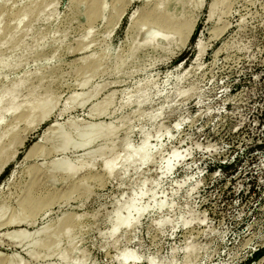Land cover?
Returning <instances> with one entry per match:
<instances>
[{
  "label": "rangeland",
  "instance_id": "374dc122",
  "mask_svg": "<svg viewBox=\"0 0 264 264\" xmlns=\"http://www.w3.org/2000/svg\"><path fill=\"white\" fill-rule=\"evenodd\" d=\"M197 1L157 10L156 0H123L117 16L116 0H93L89 10L85 0H0V60L6 64L0 90L19 84L15 93L23 109L45 95L53 104L40 123L18 121L19 110L0 126V135L14 126L0 140L2 159L14 154L0 169L2 262L119 264L117 254L127 250L140 258L136 264L149 258L156 264H264V0H225L211 19L212 0H199L198 7ZM147 15L190 21L188 39L165 50L142 46L138 28ZM141 93L150 97L137 107ZM126 97L131 102L125 105ZM93 105L104 108L103 115L89 114ZM110 123L130 128L132 146L147 134L150 162L115 176L102 172L101 161L121 149L123 128L113 137L115 148L102 157H95L97 146L112 142L101 137L91 149L73 148L93 126ZM50 125L47 140L38 145ZM157 129L160 142L154 140ZM66 134L70 145L62 149L59 139ZM173 149L178 158L165 173L164 159ZM83 158L84 168L72 178L53 171ZM141 189L147 194L139 205L151 207L133 226L110 236L116 206ZM29 197L44 205L31 225L7 224L25 215L21 201ZM161 201L165 206L159 209L155 204ZM22 229L27 234L17 237ZM40 242L54 244L30 259Z\"/></svg>",
  "mask_w": 264,
  "mask_h": 264
},
{
  "label": "bare ground",
  "instance_id": "6f19581e",
  "mask_svg": "<svg viewBox=\"0 0 264 264\" xmlns=\"http://www.w3.org/2000/svg\"><path fill=\"white\" fill-rule=\"evenodd\" d=\"M75 1L76 0H71V3L75 2ZM124 1H126V0H124ZM179 1H181V0H156L155 7L157 10H163L164 5L171 4V2L178 3ZM85 2H86L85 7H87V9L89 10L90 4L92 5L91 2H93V0H85ZM122 2H123V0H116L115 4L112 5V11L117 16L120 15V13H119L121 11L120 10V8H121L120 3L122 4ZM200 2H201V0H200ZM224 4H225V0H212L208 5V17L210 19L213 18L215 13ZM195 5L197 7L200 5L199 0L197 1V3H195ZM105 8H106L105 3L100 2L98 5V9H99L100 14H103ZM2 11H4V10H2ZM44 11L45 10H43L42 12H44ZM86 12H87L86 13L87 17L90 19L92 17V15L90 16L89 11H86ZM2 13L3 12L0 13V16L2 15ZM10 13H11V11H10ZM28 14H29V11H24L21 16L26 17ZM22 17H20L17 20V22L19 20H21ZM189 22L186 24H177L175 21H172L168 17H162V16L161 17H158V16L157 17H151L149 15L144 16L143 18H141V20L139 22V28H138V33L141 36V45L145 46V47H149L153 51L161 50V49L165 50L166 47L180 45L185 40L188 39L187 37L190 35V32L192 30V25ZM153 25H154V27L150 28V26H153ZM174 35L178 36L177 39H174ZM158 43H161L163 45V48L159 47ZM199 53H201V48H199ZM121 63H122V61L118 60L115 64V67H118L119 65H121ZM5 65H6L5 60H0V68H4ZM91 74H92V72H91ZM153 83L154 82H152V84ZM18 85L19 84H15L13 87H11L9 89L5 88V89L0 90V126H1L5 117L12 115L15 111L17 112L19 110H21V111H20L19 116L17 117V120L22 122V123L27 124V126L31 125L34 122L40 123V122L46 120L48 115L50 114L51 110L53 109V104L51 102L52 101L51 95H45L40 100L33 101L29 106L27 105V107L25 109H23L22 106L17 103V99H16L15 91L17 90V87H19ZM85 85H86V81H83L79 84V86H82V87ZM141 85L142 84H140V85L138 84V86L135 90L136 92L140 93V91L143 88ZM31 92L32 91L29 92L28 96L31 95ZM9 94H10V98L8 100H3V98H5V96H7ZM178 94H181V93H178ZM127 97L122 99V104L126 105V104H129L131 102V99H129ZM147 97H150V96L149 95L147 96L145 93H141L140 95L137 96V99L134 101L135 105L137 107H140L142 104L147 102ZM110 99H111V95H108L105 98V101L102 105L108 104ZM5 102H7V103L4 105ZM70 103H71L70 101L65 103L64 104L65 108ZM82 104H84V102L80 103L81 106H83ZM94 112H97L96 116L99 117V116L103 115L104 108H101L98 110V109H96V106L93 105L90 108L89 114L92 115ZM155 113H156V111H155ZM36 115H37V117H36ZM156 116L157 115L152 114V116H150V119H155ZM178 126L179 125L177 123L175 125V128H177ZM53 127H54V125H50L47 128V130L43 132V134L40 136L38 145L42 144L45 140H47V135L51 132ZM98 127L99 126H93V128L90 131V135L87 136L86 138H84L78 144L73 145V148L76 150L91 149V147L94 145V143L96 142V140L99 137H101L106 142H108V141L112 142L113 137H115L118 130L123 128L124 129V135H123L121 142L119 143V146L121 148L120 151L111 157L103 159L100 163V167L102 169V172H104L106 175L115 176L122 169L126 170V168L133 166V165H136V164H138L140 167L141 165L147 164L148 162H150V160H151L150 154H151V150H152V145L150 144L149 136L147 134H143L141 136V143L139 145L132 146V144L128 140V134H129L128 131L130 128L125 129V127H121V128L112 127L111 123L108 126H106L104 129H99ZM4 128L5 129H4L3 134L0 135V140L2 139L3 136L7 135L8 133L10 134V132L13 130L14 126L9 125V126H5ZM139 134L141 135V133H139ZM166 135H168V134L166 133ZM13 136L16 137V134ZM12 138H13L12 140H14V137H12ZM161 138H162V136L160 135V130L157 129L155 136H154V140H156V142H160ZM115 140L117 141V139H115ZM59 141H60V147L62 149H64L68 145H70V143H69L70 142V136L67 134L64 136L62 135V137L59 139ZM115 143L116 142H114V143L112 142L108 146H106L105 144L97 146L96 150L94 151L95 157L96 156L102 157L104 155L103 153L106 150H113L116 146ZM38 145L36 147H38ZM4 150H5V147H2L0 149V163L2 162L0 169L7 162L11 161L13 158V155H14V154H12L10 157L3 160L2 158L4 155ZM85 155H87V154H85ZM30 156H32V155H30ZM177 158H178L177 150L176 149L171 150V152H169L168 156L164 159L163 169H164L165 173H168L172 170L171 161L176 160ZM85 159L86 158H83L78 164L70 166V167H66V166L64 167V166L60 165L58 167H64V169L61 168V171H60V169H58L56 167L53 169V171L55 173H60L65 178H72L84 168L85 163H83V160H85ZM133 167H135V166H133ZM53 177H54V175H52V178ZM146 194L147 193L143 189H141L140 192L132 195L126 202L116 206V208L113 211L112 216H111V221H110L111 226H109L110 228H109V232H108V234L110 236L116 235L121 229H127V228H130L131 226H133L135 223H137L138 219L151 207V205L150 206H147V205L146 206H140L139 205V201ZM149 197H150V200H153L155 198V195L152 193V194H150ZM21 202H20L22 204L21 207L25 211V215H23L20 218L18 216L14 217L11 220H8V222H6L7 224L14 225V224H20L21 222H23L24 224H26V226H30L32 221H33V218L35 217V214L39 213L40 211H42V209H44L43 208L44 205H40V202L34 198H30V197L25 198ZM155 205L159 209H161L162 207L165 206V203L163 201H161V202L156 203ZM46 211H44V212H46ZM67 228H69V226L64 228V232H66L65 230H68ZM15 232L16 233H14V234L17 237H23V236L25 237V235L27 234L26 230H23V229H22V231L19 230V232L18 231H15ZM19 243H22V242L19 241ZM51 243L54 244V242H48V244H47V242H40L37 245H35L34 250L29 252V258L30 259L33 258L32 260H37L39 258L38 254H40L41 251H44L46 249V247L49 248ZM191 254L192 253L190 250H188L186 252V255H185L186 260H188L190 258ZM63 255H62V257H60L61 263L65 262V258L63 257ZM44 257H46V255ZM116 258L120 261L119 264H136L137 261L140 260V258L137 255H135L134 253L127 251V250H122L120 253L117 254ZM13 259L14 258H11L10 260L8 259L5 262L4 261L3 262L5 264H22V263H20V261H15V259L14 260ZM3 262L0 260V264ZM78 264H84V263L80 262ZM147 264H156V262L154 261L153 258H149V259H147ZM169 264H173V263H169Z\"/></svg>",
  "mask_w": 264,
  "mask_h": 264
}]
</instances>
